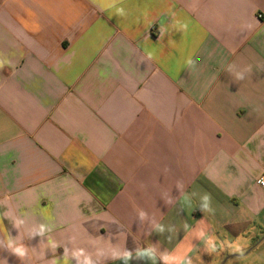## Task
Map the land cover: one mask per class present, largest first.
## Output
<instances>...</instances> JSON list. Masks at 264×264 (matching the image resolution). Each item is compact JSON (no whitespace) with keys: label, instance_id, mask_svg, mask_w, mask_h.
<instances>
[{"label":"crops","instance_id":"obj_1","mask_svg":"<svg viewBox=\"0 0 264 264\" xmlns=\"http://www.w3.org/2000/svg\"><path fill=\"white\" fill-rule=\"evenodd\" d=\"M0 65V264L264 255V0H0Z\"/></svg>","mask_w":264,"mask_h":264},{"label":"rangeland","instance_id":"obj_2","mask_svg":"<svg viewBox=\"0 0 264 264\" xmlns=\"http://www.w3.org/2000/svg\"><path fill=\"white\" fill-rule=\"evenodd\" d=\"M259 250L254 249L251 253L242 258H233L226 264H264V255L259 253ZM225 259L220 263L222 264Z\"/></svg>","mask_w":264,"mask_h":264},{"label":"clouds","instance_id":"obj_3","mask_svg":"<svg viewBox=\"0 0 264 264\" xmlns=\"http://www.w3.org/2000/svg\"><path fill=\"white\" fill-rule=\"evenodd\" d=\"M3 66L0 65V68H2ZM9 247H12L11 242L9 243ZM13 251L17 254H19L20 256H24L25 255V250L22 247H15L13 249ZM86 264H88V262H86Z\"/></svg>","mask_w":264,"mask_h":264},{"label":"built area","instance_id":"obj_4","mask_svg":"<svg viewBox=\"0 0 264 264\" xmlns=\"http://www.w3.org/2000/svg\"><path fill=\"white\" fill-rule=\"evenodd\" d=\"M256 183L261 189L264 190V176L260 177Z\"/></svg>","mask_w":264,"mask_h":264},{"label":"water","instance_id":"obj_5","mask_svg":"<svg viewBox=\"0 0 264 264\" xmlns=\"http://www.w3.org/2000/svg\"><path fill=\"white\" fill-rule=\"evenodd\" d=\"M225 263H226V260L222 264H225Z\"/></svg>","mask_w":264,"mask_h":264}]
</instances>
